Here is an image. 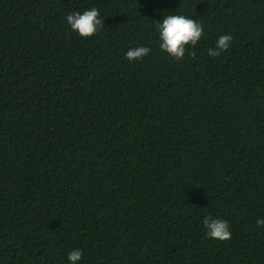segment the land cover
<instances>
[{
	"label": "trees",
	"instance_id": "16d2710c",
	"mask_svg": "<svg viewBox=\"0 0 264 264\" xmlns=\"http://www.w3.org/2000/svg\"><path fill=\"white\" fill-rule=\"evenodd\" d=\"M93 7L81 37L66 16ZM168 15L204 28L180 61ZM258 218L264 0H0V264H264Z\"/></svg>",
	"mask_w": 264,
	"mask_h": 264
},
{
	"label": "clouds",
	"instance_id": "9594fccd",
	"mask_svg": "<svg viewBox=\"0 0 264 264\" xmlns=\"http://www.w3.org/2000/svg\"><path fill=\"white\" fill-rule=\"evenodd\" d=\"M66 21L71 29L81 37H92L102 30L105 24L100 11L93 7L80 12L69 13ZM155 27L159 32L161 41L160 48L174 57L177 61L183 60L188 45L195 46L204 35V28L197 20L184 15H168L161 22H156ZM233 37L230 34L221 35L215 48H210L208 54L212 57H219L222 52L228 50L232 45ZM151 52L146 46L129 48L126 52V59L136 61L143 59ZM258 226L264 227V218H258ZM208 237L227 241L232 238L229 223L222 219L208 217L204 220ZM82 258V250L74 249L68 253V260L71 264H77Z\"/></svg>",
	"mask_w": 264,
	"mask_h": 264
}]
</instances>
